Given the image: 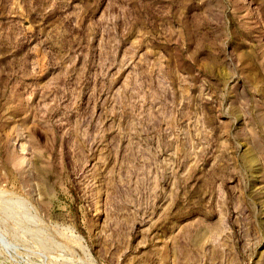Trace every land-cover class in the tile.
<instances>
[{
    "label": "rangeland",
    "instance_id": "374dc122",
    "mask_svg": "<svg viewBox=\"0 0 264 264\" xmlns=\"http://www.w3.org/2000/svg\"><path fill=\"white\" fill-rule=\"evenodd\" d=\"M0 264H264V0H0Z\"/></svg>",
    "mask_w": 264,
    "mask_h": 264
},
{
    "label": "clouds",
    "instance_id": "9594fccd",
    "mask_svg": "<svg viewBox=\"0 0 264 264\" xmlns=\"http://www.w3.org/2000/svg\"><path fill=\"white\" fill-rule=\"evenodd\" d=\"M15 210L20 214H25L27 212L26 205L22 201L16 202Z\"/></svg>",
    "mask_w": 264,
    "mask_h": 264
}]
</instances>
